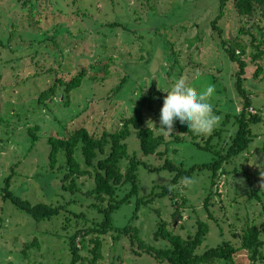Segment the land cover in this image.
<instances>
[{"label":"rangeland","instance_id":"1","mask_svg":"<svg viewBox=\"0 0 264 264\" xmlns=\"http://www.w3.org/2000/svg\"><path fill=\"white\" fill-rule=\"evenodd\" d=\"M224 1L0 0V264H70L68 235L88 219H103L92 206L96 199L84 194L88 178H81L86 184L82 191L64 192L62 172L49 171V136L80 126L95 134L113 130L140 100L152 91L166 93L162 89L183 77L197 89L215 85L211 102L221 118L216 128L223 130L212 142L218 149L229 141L245 101L236 88L238 63L229 56V46L248 63L243 76L254 106L249 111L261 120L250 124L254 136L247 150L224 164L225 172L214 185L213 216L204 207L211 189L208 169L195 171L191 186L178 184L177 202L155 197L135 216L133 195L112 216L116 226L137 227L141 238L156 247L168 245L155 238L162 220L183 237L197 231L200 219L208 221L200 253L225 240L240 245L239 234L249 225H259L264 239V13L257 7L252 16L242 15L234 0ZM82 70L86 76L80 87L68 92L60 84L52 98L39 102L41 93L58 79L70 80ZM162 104L156 101L148 116L158 132ZM177 124L173 136H166L169 151L163 157L143 154L136 129L127 140L130 152L148 164L138 170L139 196L151 198L174 176L169 169H155L166 158L190 168L216 157L187 134L175 141ZM36 125L34 140L29 129ZM9 175L15 195L34 203L58 202L64 205L60 214L37 221L5 198ZM131 188V183L124 184L117 198ZM35 238L39 245L25 249ZM130 239L124 234L114 243L110 233L104 236L103 258L95 264H169ZM228 264L251 262L240 250Z\"/></svg>","mask_w":264,"mask_h":264},{"label":"trees","instance_id":"2","mask_svg":"<svg viewBox=\"0 0 264 264\" xmlns=\"http://www.w3.org/2000/svg\"><path fill=\"white\" fill-rule=\"evenodd\" d=\"M234 1L237 10L242 15L252 16L257 7L262 9L264 13V0ZM224 2L222 0V5H224ZM219 18L220 16L213 23H217ZM247 31L248 33L251 32L249 29ZM232 45L235 47L234 43ZM227 51L231 59L238 63L236 88L245 97L243 109L237 112L235 117L237 130L231 135L229 141H226L224 145L220 143L222 147L216 149V144L212 141L214 137L222 132V128H216L207 137L196 136L188 132L186 127L180 126L178 122L177 126L180 133L175 135V141L184 140L183 134H187L191 142L199 148L214 151L216 157L211 162L198 163L190 168H185L183 164H177L169 157L166 158L165 162L161 166L155 167V169H169L174 176L168 183L159 185V191L154 193L151 198L150 196H139L138 170L140 165L143 164L147 167L148 164L139 158L137 153L130 152L127 140L132 135L133 129H136L143 154H158L163 157L168 153L167 144L170 141L148 123V116L154 110V103L156 101L163 103V97L167 93L159 90L152 91L148 96L140 100L135 106L134 112L129 117L124 118L120 126L113 130L104 129L101 133L95 134L87 127L80 126L67 134L48 137L50 146L49 171L55 172L57 170L62 172V176L59 177L61 188L64 192L75 193L82 191V187L86 186V184L81 181V178H88L90 183L84 194L96 199L92 206L98 210V213L103 214L102 220H98L96 217L88 219L68 235L67 244L71 254L70 264H86L87 261L95 264L99 259L103 258L104 236L109 233L112 235L114 243L124 234H130L131 242L136 241L139 248L153 254L160 261L168 262L169 264L234 263L235 257L240 250H245L248 253L251 264H264V239L259 225H249L239 234L241 236L240 245L230 240H225L217 246L209 247L200 253L198 248L204 242L210 228L208 221L204 219L198 221L197 231L188 237L175 233L174 230L169 228V222L162 220L155 233V238L165 239L168 245L156 247L141 238L137 227L116 226L112 216L114 211L119 209L122 203L129 200L133 195H137L135 216H137L143 205L149 204L155 197L169 196L177 202L181 195L177 187L178 184L182 183L183 177H193L195 171L200 169L211 171V189L205 197L204 207L213 216L210 209L213 205L214 185L218 181L220 174L225 172L224 164L247 150L254 136L250 124L261 120V116L258 113L254 114L249 111L253 103L252 98L245 90L243 76L248 63L238 55L232 46H229ZM85 76L86 71L82 70L70 80L58 79L57 83L41 93L39 102L45 104L47 99L54 96L60 84H64L68 92L80 87ZM38 129V125L29 129L30 135L34 140L38 138ZM164 146L166 147L164 148ZM11 179L12 176L9 175L5 180L4 197L10 198L19 208L26 211L35 220L51 219L59 215L64 208V205L58 202L39 201L34 203L29 199L15 195L10 191ZM126 183H131L132 185L130 192L123 198H117V191ZM253 193L258 197L260 196L256 191ZM178 213L179 210L177 209L175 214ZM65 227H67L66 223ZM36 245H39L38 238L28 243L25 249ZM84 252L88 255H85Z\"/></svg>","mask_w":264,"mask_h":264},{"label":"clouds","instance_id":"3","mask_svg":"<svg viewBox=\"0 0 264 264\" xmlns=\"http://www.w3.org/2000/svg\"><path fill=\"white\" fill-rule=\"evenodd\" d=\"M162 90L167 95L163 97L158 126H155L162 135L173 136L176 122L192 135L209 136L213 133L221 119L211 102L215 93L214 84L197 89L183 77H178L170 89ZM182 183L191 186L195 181L185 176Z\"/></svg>","mask_w":264,"mask_h":264}]
</instances>
